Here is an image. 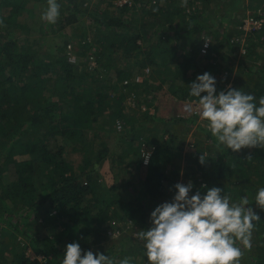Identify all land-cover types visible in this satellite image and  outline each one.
Here are the masks:
<instances>
[{"label": "trees", "instance_id": "obj_1", "mask_svg": "<svg viewBox=\"0 0 264 264\" xmlns=\"http://www.w3.org/2000/svg\"><path fill=\"white\" fill-rule=\"evenodd\" d=\"M119 1L57 0L56 23L40 22V37L52 42L41 53L19 19L36 7L42 13L47 0H0V264H61L73 242L82 254H105L115 264L125 257L148 264L143 242L124 234V226L150 228L151 212L173 199L174 185L189 181V196L219 187L230 202L248 198L246 207L260 221L253 222L249 248L237 242L239 264H264V210L255 204L264 187V148L232 152L221 145L212 153L209 144L217 141L198 116L162 118L146 109L129 115L123 108L129 93L150 107L145 97L157 99L165 89L180 111L185 102L197 109L187 86L205 72L215 78L217 94L240 89L259 106L264 25L241 45L233 42L244 34L241 24L229 9L211 8L212 0ZM145 69L148 75L135 83ZM193 129L203 141L187 152L184 132ZM142 152L151 153L146 165ZM106 162L108 183L98 169ZM132 170L138 175L126 179Z\"/></svg>", "mask_w": 264, "mask_h": 264}, {"label": "clouds", "instance_id": "obj_2", "mask_svg": "<svg viewBox=\"0 0 264 264\" xmlns=\"http://www.w3.org/2000/svg\"><path fill=\"white\" fill-rule=\"evenodd\" d=\"M187 0H183L182 6ZM60 5L47 0L41 20L55 24ZM156 11V9H153ZM2 23V21H0ZM189 96L195 103L200 119L217 141L232 152L244 148H264V96L257 106L255 97L240 89H227L217 94L216 80L210 73L198 75L188 86ZM204 95H201V94ZM150 152L143 159L147 164ZM206 153L199 162H206ZM248 159H251L249 157ZM206 188V186H202ZM175 195L170 202L157 206L150 214L151 227L135 233L143 242L148 264H239L244 248L251 246L254 221H260L247 197L239 202L222 195V188L212 187L189 196L193 184L174 185ZM255 204L264 210V187L258 189ZM125 257L119 264H130ZM61 264H115L113 259L91 250L83 252L78 243L66 245Z\"/></svg>", "mask_w": 264, "mask_h": 264}, {"label": "rangeland", "instance_id": "obj_3", "mask_svg": "<svg viewBox=\"0 0 264 264\" xmlns=\"http://www.w3.org/2000/svg\"><path fill=\"white\" fill-rule=\"evenodd\" d=\"M162 1L163 0H161L159 2L162 4ZM263 1L264 0H214V1L212 0V4L210 5V7L212 8V7H214V5H219V7H220L219 8V12L224 11L225 9H229L230 10V12H229L230 14L229 15L235 19V21H234V23L236 22L235 25L236 24L237 25L241 24V26H242L243 20L247 17V15H252V10L251 9L253 7L255 8V11L257 9H260V8L264 7V2ZM124 3L125 2L123 0H120L119 2H116V5L120 6V5L124 4ZM101 7H106V5L105 4H101ZM28 8H34V7H33V5L30 4V5H28ZM262 13H263L262 18L264 19V11H262ZM41 14L42 13H40L39 7H36L32 11H28V13L24 14L22 16V18L19 19V21L26 23V25H28L30 27V30H31L30 37L32 38V40L34 41L35 44H37V43L40 44V46H39L40 47V52L43 53L45 51H49L50 50L48 48H49V45L52 42L49 39H46V37H40L41 35L39 34V30L41 29L40 28L41 27L40 26ZM236 26H234V27H236ZM64 32L65 33L66 32L69 33V30L67 29ZM241 34L242 33L239 32V35H237L236 38L238 39V41L242 45V44H244L245 38L243 37V34L242 35ZM248 37L249 36H247L246 38H248ZM38 38H39V40L37 41ZM241 49L242 48H240V51H241ZM71 58H73L72 52H71ZM263 64H264V59H263ZM94 67H95V63L91 62L90 63V68L94 69ZM147 70L148 69H145V71L141 72V74L136 73L135 74V78H134V82L135 83H141L143 81L144 77L148 75V71ZM234 75H235V71L232 73L231 79L234 78ZM110 76L112 77L111 74H109V77ZM136 80L138 82H136ZM153 83H155V81H153ZM124 85H127L126 82H124ZM153 85H157V83H155ZM227 87L229 88L230 85H228ZM156 93L154 95H156L157 99L155 98L154 100L153 99L151 100L149 96L145 97L146 98V100H145L146 102H149V101L151 102L152 101L151 102L152 106H150V107H145L144 106V99L141 98L140 101H137V98H134L135 99V104H134L135 108L134 109H131V107L128 104V102H129V98L131 96L135 97V94L134 93H129L128 94L129 97L126 99L125 103L123 104L124 105L123 108H125L124 111L126 113H128L129 115H131V114L134 115L135 112L141 113L143 111V108H145L146 111L149 112L150 114H153L155 112L157 115H159L162 118H169V117H172L174 115L175 116H180V117H186L187 116L186 114H183L182 108H181V111H180V107L177 106L178 104L177 105L174 104V100L167 93V91L165 89H163L161 91H158ZM137 102H140V104H138ZM134 110H136V111H134ZM196 116H198V118H199L198 119L199 127L203 128V126H206L207 122L200 119L199 112H198V114H196ZM184 133L186 135L185 136L186 142H185L184 150H186L187 152L195 144L194 141H199V142L203 141L201 138H197L196 139L195 129H193L191 131H187V132L185 131ZM116 135L117 136H115V138L112 137V140H110V144H109L110 148H111V151H114V152L116 151V146H117L116 140H118L119 137H121L124 134H122V132H120V133H117ZM90 136L91 135L89 134V137ZM105 136H106V134H105ZM60 143H62L60 140H58L56 142V144H60ZM205 145L206 144L203 143V146H205ZM94 147H95V144H94ZM96 148H97V146H96ZM208 149L212 153H216L218 151L217 150V146H214V144H212V143L209 144ZM71 158L74 159V161H75L74 164L78 163V161H79L78 156L72 155ZM98 169H99L100 174L102 176V180L105 183L110 182V176H109L110 175L109 174L110 170L108 168L107 162L106 163H102V165H100ZM133 170H132V174L130 172H128V174H126V173L123 174V175H125L126 179H130V178L132 179V178H135L138 175L137 173L134 174ZM124 227H125L124 234H128L129 236H132L133 238L136 237L135 236V233H136L135 230L132 229V231H130L131 226L127 225V226H124ZM28 256H30L31 258H34V254L31 251H29V250H28ZM38 259L41 260L42 258L38 257ZM3 264H9V262L5 261V262H3Z\"/></svg>", "mask_w": 264, "mask_h": 264}, {"label": "built area", "instance_id": "obj_4", "mask_svg": "<svg viewBox=\"0 0 264 264\" xmlns=\"http://www.w3.org/2000/svg\"><path fill=\"white\" fill-rule=\"evenodd\" d=\"M263 9H264V7L260 8V9H257L255 12L252 13V15H247V17L243 20L241 28H242V31L244 32V34H243L244 38H245V35L248 34L249 32H254V31L260 30L261 27L263 26V24H264V19L262 18V15H263L262 11H264ZM236 41H238L237 38H235L233 40V42H236ZM240 52H241V54H243L244 53V49L242 48ZM71 61H74V57L71 58ZM136 82H138V81L136 80ZM134 98H135L134 96H131L129 98L128 104L130 105L131 108H135L134 107V104H135V99ZM183 104H184V105H182L183 114H186L188 116L189 115L198 114V110L196 109L195 106H193L192 103L185 102ZM144 110H145V108H143V111ZM117 129L118 130L120 129L119 123L117 124ZM145 157H146V152H142V158L144 159ZM143 165H146L144 163V160H143ZM109 234L113 235V236L116 235V234H112L111 232Z\"/></svg>", "mask_w": 264, "mask_h": 264}]
</instances>
